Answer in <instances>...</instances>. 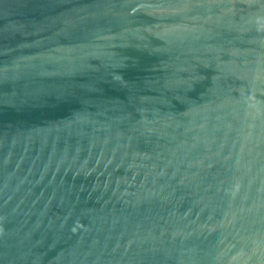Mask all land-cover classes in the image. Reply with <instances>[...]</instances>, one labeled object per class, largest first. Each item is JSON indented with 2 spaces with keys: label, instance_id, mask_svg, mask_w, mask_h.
Masks as SVG:
<instances>
[{
  "label": "water",
  "instance_id": "95a60500",
  "mask_svg": "<svg viewBox=\"0 0 264 264\" xmlns=\"http://www.w3.org/2000/svg\"><path fill=\"white\" fill-rule=\"evenodd\" d=\"M0 264H264V0H0Z\"/></svg>",
  "mask_w": 264,
  "mask_h": 264
}]
</instances>
